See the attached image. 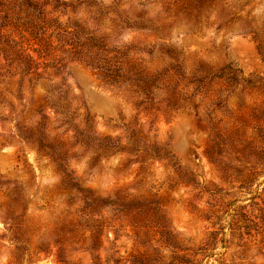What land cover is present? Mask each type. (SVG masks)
I'll return each mask as SVG.
<instances>
[{"label": "rangeland", "instance_id": "obj_1", "mask_svg": "<svg viewBox=\"0 0 264 264\" xmlns=\"http://www.w3.org/2000/svg\"><path fill=\"white\" fill-rule=\"evenodd\" d=\"M261 138L264 0L0 11V264H264Z\"/></svg>", "mask_w": 264, "mask_h": 264}, {"label": "trees", "instance_id": "obj_2", "mask_svg": "<svg viewBox=\"0 0 264 264\" xmlns=\"http://www.w3.org/2000/svg\"><path fill=\"white\" fill-rule=\"evenodd\" d=\"M60 2V0H0V11H3L6 15L17 9L33 8L38 10H44L52 3ZM39 42L41 40L38 39ZM261 144L264 145V139L261 138ZM244 146H250V144L244 139L241 141ZM229 221L226 225L228 229L229 241L236 242L238 247H245V240L248 238L260 237L259 241V253L264 252V187L259 193H257L246 206L237 208L233 211V214L229 216ZM215 233L207 235V238L202 245V248L187 249L181 245L173 244V257L183 264H199L196 260V256L203 252V248L213 247L216 243ZM244 253V251H243ZM181 254V255H179Z\"/></svg>", "mask_w": 264, "mask_h": 264}]
</instances>
